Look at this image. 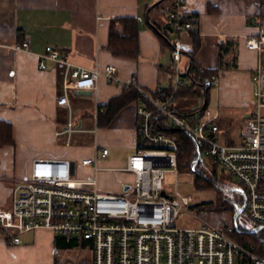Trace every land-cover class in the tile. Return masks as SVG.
<instances>
[{"label": "crops", "instance_id": "1", "mask_svg": "<svg viewBox=\"0 0 264 264\" xmlns=\"http://www.w3.org/2000/svg\"><path fill=\"white\" fill-rule=\"evenodd\" d=\"M163 1L0 0V120L12 124L16 140L14 146L0 150V209L11 207L19 183L29 177L37 159L78 158L79 144L87 138H93L96 154L97 148H108L106 159L112 163L118 161L115 152L131 155L136 149L139 101L122 108L108 126H99L100 114L106 113L100 110L106 111L110 101L125 90L105 77L97 82H70L73 116L82 131L74 133L71 140L63 133L70 115L69 109L58 106L65 93V67L51 60L46 61L47 69L40 67L39 55L48 46L68 53L79 67L105 70L115 66L122 80L137 78L152 94L186 77L197 36L201 42L195 56L198 63L207 69L222 68L214 85H219L220 109L212 118L232 125L230 109L240 105L251 108L243 127L246 125L253 111L252 72L260 61L264 63V53L248 50L246 38L257 35L264 26L262 1L185 0L183 9L198 18L197 30L178 35L169 23L173 0ZM125 18H134L140 25L137 58L118 57L109 49L113 22ZM124 26L118 22V31L124 32ZM24 41L30 42L31 52L16 49ZM176 48L181 58L174 68ZM236 85L240 93L245 88L243 95L232 93ZM98 177L101 188L112 192H120L125 182L133 180L131 174L110 171L100 172ZM21 237L20 245L11 244L0 224V264H59L58 250H67L58 247L57 237L62 236L50 229Z\"/></svg>", "mask_w": 264, "mask_h": 264}, {"label": "built area", "instance_id": "2", "mask_svg": "<svg viewBox=\"0 0 264 264\" xmlns=\"http://www.w3.org/2000/svg\"><path fill=\"white\" fill-rule=\"evenodd\" d=\"M264 2V0H261ZM185 0H173L169 23L182 34L197 30L198 18L186 12ZM144 22V19H140ZM19 33V36H22ZM250 51L264 53V26L257 35L246 38ZM16 49L31 52L24 41ZM42 69L47 60L65 67V93L58 106L69 109V121L63 131L69 139L82 131L75 122L69 97L72 80L98 81L137 88L148 99L137 111V145L124 165L101 167L99 159L108 158L110 150L97 148L96 157L71 159H37L30 175L16 189L9 209H0V224L9 234L10 243L20 245L22 235L50 229L57 235L74 238L93 252L92 264H264V256L254 244L243 243L227 230L211 225L183 228L178 220L192 203V196L178 187L165 186L169 174L179 177L182 145L174 131L188 134L211 164L229 171L244 190L246 211L253 222L264 227V63L252 72L255 87L253 111L242 129L239 142L222 141L224 131L217 117L195 119L175 107V96L164 92L156 98L146 92L137 78L124 81L115 66L105 70L75 65L66 52L48 46L40 54ZM181 58L173 51V66ZM217 77L212 84H216ZM181 78L176 87L190 85ZM106 111L101 109L100 113ZM70 140L68 142L70 143ZM75 162V167L73 166ZM92 174L82 175L81 169ZM103 171L128 173L120 192L101 188L98 174ZM166 193V194H164Z\"/></svg>", "mask_w": 264, "mask_h": 264}, {"label": "trees", "instance_id": "3", "mask_svg": "<svg viewBox=\"0 0 264 264\" xmlns=\"http://www.w3.org/2000/svg\"><path fill=\"white\" fill-rule=\"evenodd\" d=\"M170 1L164 0L163 2ZM260 17L264 20V2H262V11ZM118 22L124 23V32H120L117 29ZM139 30L140 25L134 18H125L121 20H116L113 22L111 28L110 44L109 49L115 56L118 57H127V58H137L139 54ZM160 32V30L157 28ZM163 34L162 32H160ZM201 42L199 37L195 36V42L193 50L191 51V56L193 61L191 63L190 73H187L185 76L189 78L191 86H173L169 89L158 91L152 93L156 98L162 97L163 93L166 92L168 95H174L176 102L184 98H200L203 101V106L197 111L201 113L202 116L205 115L207 108L211 100V90L214 87L212 84L213 78L220 75L222 68L217 69H207L202 67L198 61L195 59L196 53L199 51ZM151 94V93H150ZM208 98L207 106H205V100ZM133 101H139L140 103H148L146 96L137 88H125L124 93L116 98H113L110 103L107 105V110L105 114H100L99 117V126L105 127L108 126L116 114L125 106L132 103ZM195 114L187 115L193 117ZM220 124L224 133L228 134L225 131L224 123L221 120H217ZM179 137L180 143L182 145V150L180 153V171L190 170L195 172V184L199 189H215L216 185L220 184L218 176V166H214L213 176H209L208 172L204 170V159L203 151L198 148L193 139L186 133L182 131H174ZM232 140V139H231ZM229 141V139H228ZM235 142V141H229ZM16 140L14 138V130L12 124L0 120V150L7 146H14ZM217 189V188H216ZM233 189H238L234 188ZM244 192V190H242ZM238 193V191H231L227 194H237L238 199L236 198L232 206L236 210V215L239 221V217L246 210L245 205L247 197L245 192ZM236 205L238 207H236ZM213 209H216L215 205L211 206ZM239 236L242 235L243 243L245 244H254L256 247V252L259 255L264 256V227L254 224L253 230L246 231L242 230L240 224L237 225ZM236 238L235 231L230 233ZM57 245L63 249H75L78 247H85V244L81 243L79 240L74 238L66 237H57Z\"/></svg>", "mask_w": 264, "mask_h": 264}, {"label": "rangeland", "instance_id": "4", "mask_svg": "<svg viewBox=\"0 0 264 264\" xmlns=\"http://www.w3.org/2000/svg\"><path fill=\"white\" fill-rule=\"evenodd\" d=\"M178 35L179 33L176 32ZM175 34V35H176ZM253 81V80H252ZM191 84V83H190ZM191 86V85H188ZM245 89V88H244ZM244 89L240 93L239 86L236 85L235 93L236 95H243ZM237 90V91H236ZM219 85L215 86L211 90V100L207 108L205 115L202 116L201 113L197 111L203 106V101L200 98H184L180 99L175 103V107L185 115L195 114V119H210L216 112L220 109L219 105ZM251 109V108H250ZM249 109V110H250ZM249 110L246 107L240 105L232 106L230 109L231 117L233 118V124H225V131L228 133H223L221 140L224 141H235L239 142L241 139L242 127L244 121L247 120L249 116ZM223 111V110H220ZM87 137V136H86ZM232 139V140H231ZM93 138L84 139L81 144H79V157L73 159L74 161H81L83 158L96 157V150L92 146ZM136 150V149H135ZM132 152V154L135 152ZM117 162L112 163L110 159H103L99 161L101 167H118L125 164L130 154H126L124 151L115 152ZM204 170L208 172L209 176H213L214 166L205 157ZM80 174L89 175L92 174L88 170L81 169ZM111 179V177L109 176ZM220 184H226L229 187L239 188L238 181L232 177V174L224 170L222 167L218 166V176ZM114 179V178H113ZM132 181L131 179L127 182ZM165 186L170 190L174 191L176 187L185 195L192 196L191 205L183 211L179 220L178 226L183 228H200L203 225H211L218 228L219 230H227L229 233L235 231L236 238L240 234L238 231V224L242 227V230L251 231L254 227V222L245 210L243 214L239 217V221L236 215V210L232 206L235 199H238L237 194H227V192L216 189H199L195 184V172L190 170L180 171L179 177L174 174H169L165 181ZM219 186V185H218ZM220 187V186H219ZM228 187V188H229ZM233 188H229L231 190ZM215 205L216 209L211 206ZM236 207H238L236 205ZM242 236V235H241ZM239 236V237H241ZM59 264H81L83 260L93 261V252L90 248L78 247L70 250H58Z\"/></svg>", "mask_w": 264, "mask_h": 264}, {"label": "water", "instance_id": "5", "mask_svg": "<svg viewBox=\"0 0 264 264\" xmlns=\"http://www.w3.org/2000/svg\"><path fill=\"white\" fill-rule=\"evenodd\" d=\"M188 73H190V70H189ZM78 94H81V95H87V94H92V92H89V91H79ZM207 103H208V98H206V100H205V106H207ZM73 166L75 167V162H74ZM216 188H218L219 190H223V189H222L221 187H219L218 185H216ZM231 191H234V192H235V191L243 192V191L240 190V189H231V190H227V192H231ZM164 194H166V193H164ZM245 209H246V205H245Z\"/></svg>", "mask_w": 264, "mask_h": 264}, {"label": "flooded vegetation", "instance_id": "6", "mask_svg": "<svg viewBox=\"0 0 264 264\" xmlns=\"http://www.w3.org/2000/svg\"><path fill=\"white\" fill-rule=\"evenodd\" d=\"M220 187L223 189V190H221V191H224V192H227V190H229V188H233V186L232 187H229V186H227L226 184H224V185H220ZM229 187V188H228ZM238 189H240V190H242V188H238ZM228 193V192H227ZM238 193H241V192H238ZM244 193V192H243Z\"/></svg>", "mask_w": 264, "mask_h": 264}]
</instances>
